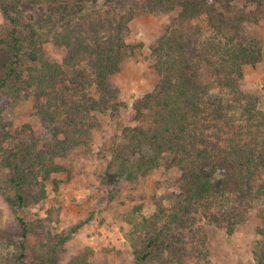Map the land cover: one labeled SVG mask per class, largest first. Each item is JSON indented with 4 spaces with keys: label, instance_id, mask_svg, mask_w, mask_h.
Returning a JSON list of instances; mask_svg holds the SVG:
<instances>
[{
    "label": "trees",
    "instance_id": "obj_1",
    "mask_svg": "<svg viewBox=\"0 0 264 264\" xmlns=\"http://www.w3.org/2000/svg\"><path fill=\"white\" fill-rule=\"evenodd\" d=\"M131 1L0 0L6 20L0 34L6 58L0 101L32 89L37 115L53 134L45 149L0 145L13 191L6 198L16 213L44 196L42 187L29 198L34 181L65 170L57 156L88 144L91 111L118 113L119 90L109 80L136 48L124 36L133 18ZM165 1L179 6L180 13L151 48L159 79L136 99L139 124L124 127L112 142L102 181L118 185L162 166L180 172L168 207L162 204L149 217L130 219L134 264H186L191 258L199 264L207 259L213 226L233 234L261 204L253 256L256 264H264V110L242 84L244 65L260 62L262 48L255 38L241 36L246 16L232 13L236 0L154 4ZM219 5L230 13L218 11ZM202 12L215 32L205 35L202 26L192 24ZM47 43L66 49L61 61L47 56ZM88 68L97 96L85 93ZM6 129L0 119V135ZM18 219L25 240L30 228L22 216ZM187 237L194 239L191 246Z\"/></svg>",
    "mask_w": 264,
    "mask_h": 264
},
{
    "label": "rangeland",
    "instance_id": "obj_2",
    "mask_svg": "<svg viewBox=\"0 0 264 264\" xmlns=\"http://www.w3.org/2000/svg\"><path fill=\"white\" fill-rule=\"evenodd\" d=\"M155 1L158 0L131 1L133 18L124 36L136 48L129 50L120 71L109 80L119 90L118 113L111 116L91 111L86 119L90 126L88 144L68 150L66 156H57L56 163L65 170L52 172L43 181L40 176L37 184L34 181L27 195L30 198L44 187V196L39 202L18 208L17 213L6 198L13 191L10 171L1 162L4 156L0 151V264H134L128 237L130 219L149 217L160 205L168 207L171 197L176 196L180 177L176 168L162 166L118 185L102 181L112 142L119 139L124 127L139 124L134 110L136 99L150 92L159 79L151 48L178 21L179 6H172L170 1L156 6ZM232 5V13L246 16L241 36L255 38L262 48L260 62L244 65L242 84L246 91L258 96V107L264 110V0H236ZM222 10L226 11L224 5H219L218 11ZM208 18L202 12L192 21L193 25L202 26L205 35L215 32ZM5 22L0 9V34ZM45 49L48 57L59 61L66 54V49L53 43L45 44ZM5 59L0 44V76L4 73ZM83 80L85 93L97 96L91 69L88 68ZM69 89L73 90L72 86ZM20 95L17 99L8 97L0 101V119L7 126L5 135H0V145L16 150L31 145L45 149L53 134L37 115L34 92L23 89ZM262 207L263 204L255 206L247 221L238 225L233 234L213 226L207 239V259L198 263L256 264L253 249L259 238L257 226ZM18 216L30 228L25 240ZM186 242L191 246L194 239L187 237ZM193 263L195 260L187 259L186 264Z\"/></svg>",
    "mask_w": 264,
    "mask_h": 264
}]
</instances>
